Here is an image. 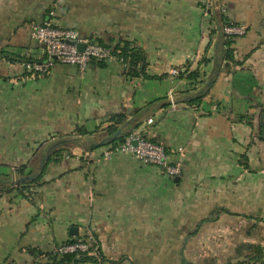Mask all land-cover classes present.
<instances>
[{"label":"crops","instance_id":"0c3cea01","mask_svg":"<svg viewBox=\"0 0 264 264\" xmlns=\"http://www.w3.org/2000/svg\"><path fill=\"white\" fill-rule=\"evenodd\" d=\"M82 7L84 26L76 0H0V174L22 165L32 171L51 141L79 142L30 192H0V264H53L58 246L87 235L99 256L80 264L264 260V0H83ZM45 22L111 48L127 44L143 63L135 72L111 60L29 73L17 59L43 60L29 31ZM227 23L246 32L226 61ZM207 86L198 105L184 101ZM117 115L125 121L119 134L139 132L164 146L179 176L128 154L103 159L106 146L95 145Z\"/></svg>","mask_w":264,"mask_h":264},{"label":"built area","instance_id":"2783aa9c","mask_svg":"<svg viewBox=\"0 0 264 264\" xmlns=\"http://www.w3.org/2000/svg\"><path fill=\"white\" fill-rule=\"evenodd\" d=\"M215 3V0H205L207 6ZM244 26L227 23L223 26L222 35L229 42H236L245 35ZM29 35L43 50L44 61L23 64L27 72L35 75H46L55 64L74 66L84 71L92 62L108 63L111 60L125 65L122 59L115 56L113 50L82 36L78 31L70 28L53 26L50 22L44 24H32ZM83 45L82 51L78 46ZM178 70H173L176 75ZM171 106H175L173 96H170ZM152 120H148L150 124ZM136 145H133V143ZM128 154L140 163L158 168L162 174L170 179L179 176V165L173 164L164 146L154 143L136 132L126 137L123 142L117 145L106 146L103 152V159H110L114 154ZM54 253L58 257L64 255L86 254L98 257L97 240L91 235L78 239L74 243L58 246ZM257 264V263H253Z\"/></svg>","mask_w":264,"mask_h":264},{"label":"trees","instance_id":"16d2710c","mask_svg":"<svg viewBox=\"0 0 264 264\" xmlns=\"http://www.w3.org/2000/svg\"><path fill=\"white\" fill-rule=\"evenodd\" d=\"M54 26V25H53ZM223 41L221 42V47L223 50L224 59L231 60V49L230 46L232 42H229L224 39L222 35ZM98 44L103 45L102 42L97 41ZM105 46V45H103ZM109 47V46H106ZM111 48V47H109ZM118 59H122L125 63L124 67L128 68L129 71H134L135 67L138 63H143L142 61V55L139 50H134L129 48L127 44L123 46H115L111 48ZM19 62H22L23 64L33 63V62H39V60L31 59L28 57L20 56L17 59ZM44 61V58L41 62ZM99 65H103L105 63H97L92 62ZM135 72V71H134ZM30 73V72H29ZM197 77L196 72H188L186 75V78L188 80H194ZM210 86H207L204 88V90L200 93H196L193 96H189L184 99V101L191 105H198L201 101V99L205 96ZM264 117V110L261 112V118ZM110 121L113 123L112 126H109L106 129V135L107 137L99 144V146H110V145H117L126 137L133 134V131L128 132H122L117 137H113L119 130L117 127L118 125L122 126L125 124L124 117L122 116H113L110 118ZM117 125V126H116ZM76 135H86V131L77 130ZM262 139L264 140V134H262ZM79 146V142L76 137H69L64 139H57L54 141H51L50 144L44 149L43 154L39 156L38 162H37V169L36 172L27 171L28 166L22 165L14 170V174L11 175H1L0 174V192L1 193H10L13 191H16L18 193H23V191L30 192V189H32L33 186L38 184L42 181V175L44 170L47 168V165L51 162L56 163L61 158H63V154L70 156L71 152L69 151V148H75ZM94 147L87 146V149L91 150ZM209 221V220H205ZM85 238V237H83ZM78 239L82 238H76L73 240H70L64 244L74 243ZM96 257L94 256H88L86 254H79V255H64L62 257H58L54 252L49 255V260L53 262V264H80V263H87V262H94L96 261ZM183 258L181 260V264H183Z\"/></svg>","mask_w":264,"mask_h":264},{"label":"rangeland","instance_id":"374dc122","mask_svg":"<svg viewBox=\"0 0 264 264\" xmlns=\"http://www.w3.org/2000/svg\"><path fill=\"white\" fill-rule=\"evenodd\" d=\"M82 3L83 0H76V4L79 6L78 10L80 9V12L76 14L77 16V22L79 23L80 26H84L85 22H84V18H83V10H82ZM37 169V164L34 166L33 168V172H36ZM252 263H256L255 260H251L250 262H247V264H252ZM258 264H264V260L262 261H257Z\"/></svg>","mask_w":264,"mask_h":264},{"label":"water","instance_id":"95a60500","mask_svg":"<svg viewBox=\"0 0 264 264\" xmlns=\"http://www.w3.org/2000/svg\"><path fill=\"white\" fill-rule=\"evenodd\" d=\"M84 49V46L83 45H79L78 46V50L79 51H82ZM211 82H209L208 84H210ZM119 135V132H117L113 137H117ZM122 141H124V139L122 140ZM133 145H136V143L134 142L133 143ZM99 145H95V147H98ZM177 181V180H176ZM72 229H74V235L76 234V232H75V228H72Z\"/></svg>","mask_w":264,"mask_h":264}]
</instances>
